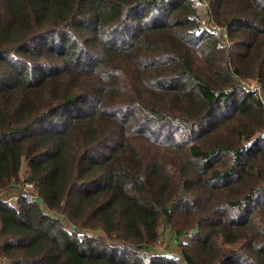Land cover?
Listing matches in <instances>:
<instances>
[{"label": "trees", "instance_id": "1", "mask_svg": "<svg viewBox=\"0 0 264 264\" xmlns=\"http://www.w3.org/2000/svg\"><path fill=\"white\" fill-rule=\"evenodd\" d=\"M250 81L264 0H0V264H264Z\"/></svg>", "mask_w": 264, "mask_h": 264}, {"label": "built area", "instance_id": "2", "mask_svg": "<svg viewBox=\"0 0 264 264\" xmlns=\"http://www.w3.org/2000/svg\"><path fill=\"white\" fill-rule=\"evenodd\" d=\"M206 7H207V4L205 3L204 4V8L206 9ZM203 14H205V16H201V28L202 29H209V30H211V31H213V32H215L217 34H220V37L222 38L224 44H226L228 47H230V45L227 44V42L230 43L227 31L225 29L217 26L215 24L214 20L210 17L209 13H205L204 12ZM26 189H27V191H26V194L24 196H29L27 193H29V190H30V192L33 191V185L32 184H27L26 185ZM31 195H32V197L37 198L36 194H31ZM16 198L17 197H13V200H15ZM10 201H11V199L2 200L3 203H9ZM85 234L86 233L84 232L82 234V236L85 235Z\"/></svg>", "mask_w": 264, "mask_h": 264}, {"label": "rangeland", "instance_id": "3", "mask_svg": "<svg viewBox=\"0 0 264 264\" xmlns=\"http://www.w3.org/2000/svg\"><path fill=\"white\" fill-rule=\"evenodd\" d=\"M198 7H199V13H200V15L201 16H205V14H203L206 10H205V8L203 9L199 4L197 5ZM227 44H229L230 45V43H228L227 42ZM247 85V87L249 88V89H255V90H259V88H258V86H259V84H257L256 82H254V81H250L249 82V84H246ZM24 176V171H22V177ZM11 196H13L12 195V193L11 192H8V193H6L3 197H6V198H4V199H6L7 200V198H9V197H11ZM161 229H163V226H162V228ZM184 239H186V241L188 240V238L187 237H182V240H184ZM165 244H161V247L159 248L160 250H162V249H166L165 248ZM168 254L169 255H171V253H169L168 252Z\"/></svg>", "mask_w": 264, "mask_h": 264}, {"label": "water", "instance_id": "4", "mask_svg": "<svg viewBox=\"0 0 264 264\" xmlns=\"http://www.w3.org/2000/svg\"><path fill=\"white\" fill-rule=\"evenodd\" d=\"M258 88H259L260 95H261L262 99L264 100V88L262 85H259Z\"/></svg>", "mask_w": 264, "mask_h": 264}]
</instances>
